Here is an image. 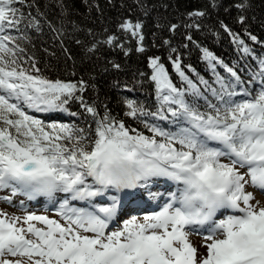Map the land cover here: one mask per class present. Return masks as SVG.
I'll use <instances>...</instances> for the list:
<instances>
[{
	"label": "snow or ice",
	"instance_id": "1",
	"mask_svg": "<svg viewBox=\"0 0 264 264\" xmlns=\"http://www.w3.org/2000/svg\"><path fill=\"white\" fill-rule=\"evenodd\" d=\"M18 5L34 6L0 0V190H11L0 202L46 197L57 218L0 211V264H264V207L246 191L252 187L264 195V58L260 79L245 82L202 49L218 88L202 77L190 79L178 57L172 67L186 87H177L159 57L150 58L157 110L124 101L125 115L138 120L141 130L88 105L79 95L83 81L48 79L34 57L21 55L25 50L12 34L26 18ZM28 17L27 27L40 31L39 20ZM120 27L143 41L139 22ZM116 42L115 36L105 41ZM242 51L250 54L246 46ZM218 65L230 75L227 82ZM71 101L80 102L91 124L46 122L35 115L76 117L67 107ZM160 182L176 190L166 189L167 200L159 197L158 211L119 219L122 197L144 199L146 192L152 195L149 186ZM190 233L203 237V254Z\"/></svg>",
	"mask_w": 264,
	"mask_h": 264
},
{
	"label": "trees",
	"instance_id": "2",
	"mask_svg": "<svg viewBox=\"0 0 264 264\" xmlns=\"http://www.w3.org/2000/svg\"><path fill=\"white\" fill-rule=\"evenodd\" d=\"M28 3L34 6L18 5L26 18L20 31L12 32L25 50L21 55L34 57L40 74L48 79L83 81L85 90L79 95L84 101L95 106L101 115L108 112L129 127L143 130L138 120L125 115V100L134 99L148 111H156L159 106L150 80V58L159 57L173 83L181 88L186 85L172 67V60L177 57L190 79L198 82L202 77L218 88L209 63L203 59L205 48L233 67L241 80L260 79L257 73L259 59L264 58V0H28ZM240 3L244 7H237ZM196 11L205 15H190ZM28 13L39 20L40 31L27 27ZM126 21L142 25L143 41L120 27ZM172 25L177 26L175 30ZM224 25L244 44L235 42ZM108 36L117 37L119 46L105 43ZM253 36L255 40L251 39ZM94 44L96 47L92 49ZM245 46L250 50L248 55L242 51ZM140 47L144 51H139ZM216 72L226 82L231 79L219 65ZM245 86L255 87L247 83ZM200 87L203 91V86ZM206 95L212 99L210 94ZM198 103L202 106L204 101ZM67 107L78 115L60 112L35 115L46 122L74 123L79 127L91 124V115L84 112L79 101H71ZM149 191L152 194L153 186H149Z\"/></svg>",
	"mask_w": 264,
	"mask_h": 264
},
{
	"label": "rangeland",
	"instance_id": "3",
	"mask_svg": "<svg viewBox=\"0 0 264 264\" xmlns=\"http://www.w3.org/2000/svg\"><path fill=\"white\" fill-rule=\"evenodd\" d=\"M153 186L152 195H145L144 199H131L130 197L124 198L120 205L118 206V217L122 221L124 219H128L131 216H143L146 213H150L153 211H158V204L163 203L162 200H159L160 196H163L165 200H167L168 195L167 192L164 191L165 188L171 187L173 191H175V186L170 183L165 184L164 182H160ZM162 189L158 191L160 188ZM248 192H252L254 194V199L252 200L253 204H259L260 207H264V195H262L259 191L252 187H248L246 189ZM148 192H146L147 194ZM11 190H0V201L3 200L4 197L10 196ZM153 195L157 197L153 199ZM21 201H23V207H21ZM107 200H97V203L103 204ZM110 202V201H109ZM79 206H85L81 204ZM57 208L53 207V205L49 202L48 199L43 198L42 196L37 197L35 200H28L26 196L17 195L12 198V204H8L5 202H0V211L7 213L12 216H23L25 211H31L36 213L37 215H48L50 218H57L55 216ZM190 242L197 247L199 253L203 254L205 251L201 244L203 243V237L200 234L190 233L189 235Z\"/></svg>",
	"mask_w": 264,
	"mask_h": 264
},
{
	"label": "water",
	"instance_id": "4",
	"mask_svg": "<svg viewBox=\"0 0 264 264\" xmlns=\"http://www.w3.org/2000/svg\"><path fill=\"white\" fill-rule=\"evenodd\" d=\"M39 215H42V214H39Z\"/></svg>",
	"mask_w": 264,
	"mask_h": 264
},
{
	"label": "bare ground",
	"instance_id": "5",
	"mask_svg": "<svg viewBox=\"0 0 264 264\" xmlns=\"http://www.w3.org/2000/svg\"><path fill=\"white\" fill-rule=\"evenodd\" d=\"M202 237V236H201Z\"/></svg>",
	"mask_w": 264,
	"mask_h": 264
}]
</instances>
